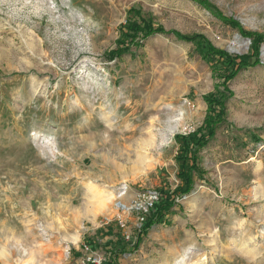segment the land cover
Returning a JSON list of instances; mask_svg holds the SVG:
<instances>
[{"label":"rangeland","instance_id":"1","mask_svg":"<svg viewBox=\"0 0 264 264\" xmlns=\"http://www.w3.org/2000/svg\"><path fill=\"white\" fill-rule=\"evenodd\" d=\"M208 1L264 35V0ZM131 9L251 51L192 0H0V264H264V43L229 82L191 190L144 232L182 186L175 135L201 125L219 80L172 33L111 55Z\"/></svg>","mask_w":264,"mask_h":264},{"label":"trees","instance_id":"2","mask_svg":"<svg viewBox=\"0 0 264 264\" xmlns=\"http://www.w3.org/2000/svg\"><path fill=\"white\" fill-rule=\"evenodd\" d=\"M203 9L208 11L213 17L223 24L237 29L239 33L251 40V51L248 54H231L225 50L212 45L203 35L196 34L186 36L174 31H166L162 27H155L149 21L144 20L139 10L133 11L134 20L128 19L119 27V37L116 40V47L111 51V55L120 57L128 53L132 45L140 46L141 41L155 34H174L179 39L187 43H193L196 52L210 66L213 76L219 81L215 85V92L203 96L206 103V112L201 125L191 133L175 135L179 143L176 159L180 162V172L178 177L182 181L180 189L169 194H160L163 198L156 204L155 211L150 220L146 223L144 232L151 226L158 223L164 214L173 206L175 195L187 194L193 185L190 171L196 167L198 153L215 135L216 127L224 121L225 102L232 96L229 90V82L232 81L241 71L254 67L259 63L260 45L264 43V35L252 31H245L239 22L232 17L224 15L216 6L208 0H192ZM252 61V62H251ZM184 189L182 190L181 188ZM139 244L136 242L135 247Z\"/></svg>","mask_w":264,"mask_h":264},{"label":"bare ground","instance_id":"3","mask_svg":"<svg viewBox=\"0 0 264 264\" xmlns=\"http://www.w3.org/2000/svg\"><path fill=\"white\" fill-rule=\"evenodd\" d=\"M175 108L174 107H172V105H169V107H168V109L167 110H170V111H172V110H174ZM181 113V112H180ZM182 114V113H181ZM181 114H180V116H181ZM180 119L181 118H175V121L177 120V122L178 121H180ZM153 120H159V119H157V118H153ZM148 133H151L152 132V130H149V131H147ZM114 203V202H113ZM105 204V205H104ZM103 205H102V207L103 208H105V207H108V206H106V203H104ZM114 205H116L117 207H122L123 205H120L119 203H114ZM123 208H124V206H123ZM185 248H193V244L191 243V242H188L187 243V245L185 246Z\"/></svg>","mask_w":264,"mask_h":264},{"label":"built area","instance_id":"4","mask_svg":"<svg viewBox=\"0 0 264 264\" xmlns=\"http://www.w3.org/2000/svg\"><path fill=\"white\" fill-rule=\"evenodd\" d=\"M90 259H91V258H90ZM91 261H92V262H95V263L98 262V260H97L96 258H92Z\"/></svg>","mask_w":264,"mask_h":264}]
</instances>
